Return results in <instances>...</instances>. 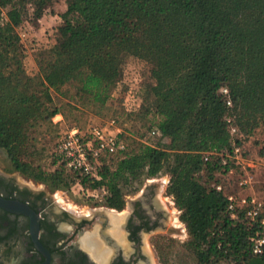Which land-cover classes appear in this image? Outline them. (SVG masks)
<instances>
[{
  "label": "trees",
  "instance_id": "trees-1",
  "mask_svg": "<svg viewBox=\"0 0 264 264\" xmlns=\"http://www.w3.org/2000/svg\"><path fill=\"white\" fill-rule=\"evenodd\" d=\"M34 1L0 0V149L11 168L51 189L75 181L104 188L102 202L118 208L128 186L166 173V193L181 211L196 264H264V254L250 251L253 226L242 213L231 218L214 187L225 185L228 167L218 154L203 159L205 152L230 149L232 141L247 156L245 141L264 132V0H66L55 42L31 77L16 28L27 13L45 15L46 0ZM129 56L149 65L148 82L137 68L126 72ZM65 85L100 105L123 86L140 99L127 111L146 107L151 142L103 158L96 178L66 171L52 152L51 170L23 160L26 130L58 113L51 91ZM221 87L229 89L231 108ZM226 114L241 137L232 139Z\"/></svg>",
  "mask_w": 264,
  "mask_h": 264
},
{
  "label": "flooded vegetation",
  "instance_id": "flooded-vegetation-1",
  "mask_svg": "<svg viewBox=\"0 0 264 264\" xmlns=\"http://www.w3.org/2000/svg\"><path fill=\"white\" fill-rule=\"evenodd\" d=\"M5 169L0 201L24 209L0 205V264H156L158 242L179 231L161 177L128 186L121 208L102 197L85 213L59 204L44 184L21 183Z\"/></svg>",
  "mask_w": 264,
  "mask_h": 264
},
{
  "label": "rangeland",
  "instance_id": "rangeland-1",
  "mask_svg": "<svg viewBox=\"0 0 264 264\" xmlns=\"http://www.w3.org/2000/svg\"><path fill=\"white\" fill-rule=\"evenodd\" d=\"M37 1V0H35ZM34 1V3H35ZM66 9V0H46L43 15L39 19L29 18L27 13L24 22L16 28L20 37V43L24 50L22 66L28 76L36 77L39 73L38 63L42 53L55 42V28L62 22L60 14ZM27 18V19H26ZM125 70L130 74L133 68H137L143 74V82L149 81V65L135 57L129 56L125 59ZM130 76V75H129ZM130 79V77H129ZM52 92L51 106L58 108V113L49 119H39L26 130L27 139L20 148V158L40 166L45 170L54 168L51 152L57 139L72 127L85 128L92 124L104 123L115 119L121 128L122 137L128 144L129 150H136L141 144L150 143L148 138L149 116L145 114L144 108L136 111H127L124 103L130 100V96L123 86L114 90L107 102L100 105L92 101L87 95H76L73 86L65 85L61 91ZM248 159L256 164L254 173L256 183L250 192L256 194L264 193V132L258 129L248 138L245 143ZM0 167H6L7 172H14L17 180L26 184L44 183L34 181L22 174L15 172L3 150L0 149ZM164 180L158 183L165 188V196L169 200L172 209L171 221L179 225V231L173 236L165 237L157 244L156 264H196L193 252L188 246L190 236L185 224L178 219L181 211L175 206L173 198L166 193V186L170 176L166 173L157 175ZM154 176V177H157ZM143 180V179H142ZM159 182V181H158ZM43 186L59 200V204L69 205L74 211L82 210L88 213L89 208L98 207L105 192L102 189H90L81 186L77 181L72 182L68 188L51 189L48 185ZM167 204V203H166ZM217 264H231L220 262Z\"/></svg>",
  "mask_w": 264,
  "mask_h": 264
},
{
  "label": "built area",
  "instance_id": "built-area-1",
  "mask_svg": "<svg viewBox=\"0 0 264 264\" xmlns=\"http://www.w3.org/2000/svg\"><path fill=\"white\" fill-rule=\"evenodd\" d=\"M219 94L227 107L231 108L229 89L221 87ZM139 104L138 96H132L124 103L128 110L138 107ZM224 120L232 139L241 137L232 115L226 114ZM151 134L159 136V131L154 128ZM126 149L127 143L122 137L121 128L116 124L115 119H110L85 128H70L57 139L52 153L59 158V162L63 163L66 171L78 176L96 178L103 158L121 156ZM214 154H218L221 162L228 167L224 175L227 181L225 185L216 182L214 187L224 194L230 217L236 218L242 213L253 226L248 238L250 251L253 255H262L264 254V193L250 192L256 183L254 173L256 164L244 155L243 146L235 141H232L230 149L218 153L212 151L203 153V159L207 161ZM98 189L105 192L104 188Z\"/></svg>",
  "mask_w": 264,
  "mask_h": 264
},
{
  "label": "water",
  "instance_id": "water-1",
  "mask_svg": "<svg viewBox=\"0 0 264 264\" xmlns=\"http://www.w3.org/2000/svg\"><path fill=\"white\" fill-rule=\"evenodd\" d=\"M0 205L11 211H23L22 209H24L22 204L15 201H0Z\"/></svg>",
  "mask_w": 264,
  "mask_h": 264
}]
</instances>
